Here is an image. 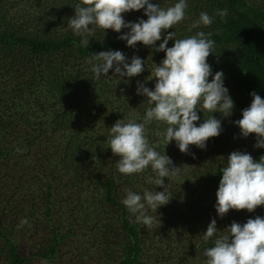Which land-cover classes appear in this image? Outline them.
I'll return each mask as SVG.
<instances>
[{"label":"trees","instance_id":"obj_1","mask_svg":"<svg viewBox=\"0 0 264 264\" xmlns=\"http://www.w3.org/2000/svg\"><path fill=\"white\" fill-rule=\"evenodd\" d=\"M150 2L167 8L178 0ZM77 3L0 0V264H172L175 259L206 264L203 252L216 237L203 236L212 219L220 235L233 221L264 217V206L229 210L223 218L215 208L228 156L233 151L257 161L264 156V148L255 147V134L243 137L234 123L250 106L252 92L264 99V0H187L186 19L164 33L174 31L176 39L212 33L214 54L207 62L212 76L223 72L234 108L227 118L198 110L197 126L213 115L222 131L204 149L190 145L188 153L176 141L166 146L165 123L146 125L150 144L181 167L177 177L164 178L169 203L146 209L155 217L151 228L136 222L122 200L129 189L142 195L164 188L148 183L155 178L151 167L121 174L108 136L117 120L143 122L151 105L137 94V82L154 90L155 78H146L165 57L155 50L163 36L152 47L139 42L129 47L119 36L130 29L117 33L92 26L95 34L83 47L81 37L67 28ZM217 9H228L227 17L222 20ZM201 12L214 16L213 24L189 31ZM123 16L126 22L147 20L143 9ZM173 44L169 40L168 47ZM108 50L121 51L129 63L133 56L141 58L144 71L120 78L110 69L95 79L86 61ZM23 219L28 223L19 227ZM181 246L189 249L186 259Z\"/></svg>","mask_w":264,"mask_h":264},{"label":"clouds","instance_id":"obj_2","mask_svg":"<svg viewBox=\"0 0 264 264\" xmlns=\"http://www.w3.org/2000/svg\"><path fill=\"white\" fill-rule=\"evenodd\" d=\"M187 8V0H178L167 8L150 0H80L74 7V16L68 19L67 28L81 37L80 45L86 48L90 43L89 37L95 34L92 26L117 33L130 29L119 36L129 47H135L138 42L152 47L163 36V42L155 50L163 51L165 57L151 72V78H146H155L154 90L137 82V94L145 96L151 105L146 109L143 122L117 120L108 136L109 148L118 157L117 168L121 174H138L151 167L155 178L149 177L148 183L164 188L161 192L145 190L142 195L129 189L122 200L135 221L149 228L155 217L147 215L146 209L157 211L169 203L172 196L164 178L177 177L181 167H174L169 156L162 155L150 144L146 125L153 121L165 123L167 128L162 135L166 146L176 141L179 150L188 153L190 145L204 149L207 140L219 136L222 131L221 120L213 115L197 126L196 122L200 120L198 110L211 114L219 112L227 118L234 108V101L224 86L223 72L217 71L212 76L211 65L207 62L209 55L214 54L212 33L197 31L183 39H176L174 31L164 35L166 30L186 19ZM141 9L147 20L125 21L124 13ZM216 15L223 20L228 9H217ZM214 19L207 12H201L189 31L201 25L210 26ZM169 40H174L171 47H168ZM86 62L91 65L97 80L102 74L107 75L110 69H114V74L120 78L138 76L145 65V61L137 56H133L129 63L119 50L95 53ZM251 95L250 106L234 123L243 137L255 134V147L264 148V99L255 92ZM226 161L216 192L217 215L223 218L229 210L253 212L264 206V156L257 161L246 152L233 151ZM27 223L28 220L23 219L19 227ZM226 229V234L218 235L220 230L216 220L212 219L208 225L203 239L216 238L214 245L203 252L206 264H264V217L249 218L243 224L233 221Z\"/></svg>","mask_w":264,"mask_h":264},{"label":"rangeland","instance_id":"obj_3","mask_svg":"<svg viewBox=\"0 0 264 264\" xmlns=\"http://www.w3.org/2000/svg\"><path fill=\"white\" fill-rule=\"evenodd\" d=\"M145 56V55H144ZM183 242V241H182ZM184 243V242H183ZM184 246V245H183ZM181 246V248L179 249L180 250V253H182L181 255V259H183L185 257V259L188 257V254H189V249L187 247H183ZM178 251V250H177ZM187 253V256H185V254ZM183 256V257H182ZM190 261H192V259H190ZM190 263V262H189ZM34 264H39V263H34ZM42 264V263H41ZM172 264H179V261L178 259H175L174 263Z\"/></svg>","mask_w":264,"mask_h":264}]
</instances>
